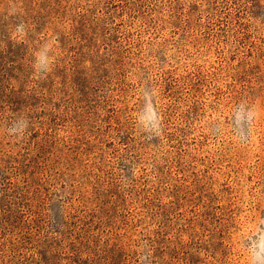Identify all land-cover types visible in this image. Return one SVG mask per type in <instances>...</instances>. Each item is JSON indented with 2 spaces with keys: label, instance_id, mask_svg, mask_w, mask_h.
Masks as SVG:
<instances>
[{
  "label": "rangeland",
  "instance_id": "1",
  "mask_svg": "<svg viewBox=\"0 0 264 264\" xmlns=\"http://www.w3.org/2000/svg\"><path fill=\"white\" fill-rule=\"evenodd\" d=\"M0 264H264V0H0Z\"/></svg>",
  "mask_w": 264,
  "mask_h": 264
}]
</instances>
